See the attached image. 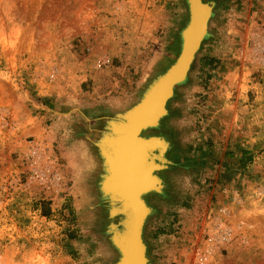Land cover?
Listing matches in <instances>:
<instances>
[{
  "label": "rangeland",
  "instance_id": "rangeland-1",
  "mask_svg": "<svg viewBox=\"0 0 264 264\" xmlns=\"http://www.w3.org/2000/svg\"><path fill=\"white\" fill-rule=\"evenodd\" d=\"M207 36L144 140L165 143L149 264H264V0ZM186 0H0V264H116L102 141L177 60ZM95 192V193H94Z\"/></svg>",
  "mask_w": 264,
  "mask_h": 264
},
{
  "label": "bare ground",
  "instance_id": "bare-ground-1",
  "mask_svg": "<svg viewBox=\"0 0 264 264\" xmlns=\"http://www.w3.org/2000/svg\"><path fill=\"white\" fill-rule=\"evenodd\" d=\"M186 2L187 4L191 2V22L181 33V49L187 45L193 47L201 33V22H204L205 26L212 14L210 4L199 3L198 0H186ZM206 34L204 30L201 36L205 37ZM149 94L143 99L144 103L122 116L128 120L127 125L123 121L122 128H116L117 123H115L114 133L104 135L102 141L101 149L105 154L106 171L102 190L105 195L111 196L113 216L118 215L120 218V223L111 229L112 243L119 255L116 264H141L142 262L148 264L143 257L141 259L138 257L139 251L144 247L137 238L139 227L141 229L149 210L139 196L144 192L159 191V186L151 177V172L156 166L155 158H162L161 155L166 146L161 140L155 138L144 143V139L140 137L141 133H135L132 127L138 110L149 102ZM157 105L160 109V102ZM161 111L162 109L155 115L156 118ZM138 223H140L139 227ZM130 248L134 250L131 257L128 254Z\"/></svg>",
  "mask_w": 264,
  "mask_h": 264
},
{
  "label": "water",
  "instance_id": "water-1",
  "mask_svg": "<svg viewBox=\"0 0 264 264\" xmlns=\"http://www.w3.org/2000/svg\"><path fill=\"white\" fill-rule=\"evenodd\" d=\"M198 1H199V3L203 2L202 0H198ZM190 6H191V2H190V4L188 3V9H189V14H190V19H189L188 25H190V22H191ZM211 11H212V7L210 8V12ZM210 17H211V15H210ZM210 17L207 19L205 26H204V22L203 23L201 22V25H200L201 26V33H200L199 38L193 44V47H190L189 45H187L184 47V49L182 48L181 49L182 51H180V54H179L177 60L175 61V63L163 75H161L156 80V82H154L150 86V88L144 94L141 101L134 108H132L130 111L127 112V113L131 112L136 107H139V105H141V103H144L145 100H143V99H145V96L150 93L148 96V97H150V99H149V102L147 103V105L146 106L142 105L140 110H138L137 116H136L134 124L132 126L135 129V131H134L135 133L136 132L141 133L143 130H146V129L152 128V127H156L158 125L159 121L161 120V118H163V116L166 115V105H167L168 101L173 97L175 88L185 82V80L187 78L188 71L190 69V66L194 60V57H195L197 51L199 50L201 43L203 42V40L207 36V34L205 37H203L201 35H202V32L204 30H205V32H207L208 21H209ZM203 26H204V30H203ZM159 102H160V109L157 108V107H159L157 105ZM161 109H162L161 114L159 115V117L156 118L155 115H157V113ZM164 110H165V112H164ZM122 116H121V118H122ZM122 120L124 121V124L127 125L128 120L125 119L124 117L122 118ZM117 127L122 128V122L118 123L116 125V128ZM124 127L125 126H123V128ZM109 130L111 131V133H114V130H115L114 125H112V127H110ZM150 139H152V138L146 139L143 142L146 143ZM155 139H158V138H155ZM164 145H165V143H164ZM155 159L159 160V161H163L162 158H159V157H156ZM151 177H153V179L157 182V184L159 186V182L157 179L154 178V176L152 175V172H151ZM149 192H154V190L149 191ZM149 192H144V193L140 194L139 197H141V199H142V196L149 193ZM108 198L111 201V196H108ZM144 205H145V203H144ZM148 212H149V210L147 211V214H148ZM111 214H112V207H111ZM112 216H113V214H112ZM146 216L143 220V224H144V221L146 219ZM117 217H119V216L117 215ZM119 220H120V218H119ZM119 223H120V221H118V223L116 225H113L112 228L116 227ZM139 224L140 223H138V227L140 226ZM143 224L141 226V229L139 227V234H138L139 237H137L138 240L141 242V244H143L142 246H144V243H143L142 237H141ZM111 242H112V239H111ZM131 248L128 250V254L130 257L132 256V254H134V250ZM138 257L140 259H141V257H143L144 260L146 262H148V260L146 259V255H145V246L143 247L142 250L139 251ZM141 264H143V262Z\"/></svg>",
  "mask_w": 264,
  "mask_h": 264
}]
</instances>
